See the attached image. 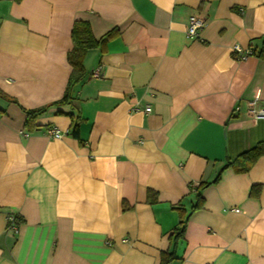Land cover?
<instances>
[{
    "label": "crops",
    "instance_id": "0c3cea01",
    "mask_svg": "<svg viewBox=\"0 0 264 264\" xmlns=\"http://www.w3.org/2000/svg\"><path fill=\"white\" fill-rule=\"evenodd\" d=\"M77 20L101 43L52 105ZM263 42L264 0H0V264H160L182 215L171 264H264V155L223 169L264 142V60L232 51Z\"/></svg>",
    "mask_w": 264,
    "mask_h": 264
},
{
    "label": "trees",
    "instance_id": "16d2710c",
    "mask_svg": "<svg viewBox=\"0 0 264 264\" xmlns=\"http://www.w3.org/2000/svg\"><path fill=\"white\" fill-rule=\"evenodd\" d=\"M71 41L73 47L71 51L68 52L67 60L72 67L71 76L68 82V86L66 88L65 94L61 100L58 102L53 103L52 105H60L63 103H67L71 99V89L74 85L78 84L85 75V71L83 68V58L84 54L92 49H95L101 43L97 41L91 32V28L88 22L77 20L73 23L71 32H70ZM251 51V55L257 56L259 59L264 60V42L262 43L261 47L258 50H254L249 48ZM46 107L37 109V110H25L26 114V122L25 125L28 126L34 118L42 113H44ZM78 122L72 124L71 128L69 129V134L73 137L78 136ZM264 155V142L258 143L256 146L252 147L251 149L241 153L232 163H227L224 168L233 166V168L238 173L247 172L250 167L256 162V160ZM220 171L216 178L211 183L200 184L197 188L196 194V203L192 206V212L200 209L203 205V198H202V190L211 185L216 183L220 178ZM259 191L258 187H252L250 195H256ZM189 215L184 216L182 215L179 219L178 225L173 229L172 233L169 236L172 248L169 251L162 252L160 255V264H171L175 258V247L177 242L184 237L185 228L187 225Z\"/></svg>",
    "mask_w": 264,
    "mask_h": 264
},
{
    "label": "built area",
    "instance_id": "2783aa9c",
    "mask_svg": "<svg viewBox=\"0 0 264 264\" xmlns=\"http://www.w3.org/2000/svg\"><path fill=\"white\" fill-rule=\"evenodd\" d=\"M205 25V20L201 17L198 16H191L188 20V24L186 26V35L189 39H197L199 36V32L202 30V28ZM233 53L237 54L238 58L242 59L245 58L249 55H251V51L249 49L247 50H241V48L239 46H234L232 48ZM101 68H96L93 73H92V77L93 78H100L101 77ZM257 101H258V96H256L254 98L253 101L250 102L249 104V113L251 114V116L257 120V119H261L264 118V106L259 107L257 105ZM138 110L137 107H133L132 111H136ZM150 107L146 106L144 107L143 111L148 114L150 112ZM50 135L54 138H60L61 137V133L58 130H52L50 132ZM9 222H10V226L9 228L15 232L16 231V225L14 223V219L11 217L9 218Z\"/></svg>",
    "mask_w": 264,
    "mask_h": 264
}]
</instances>
